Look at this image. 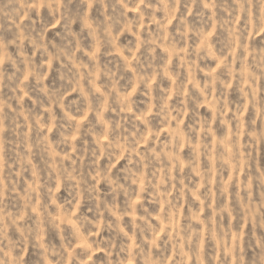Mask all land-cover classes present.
Listing matches in <instances>:
<instances>
[{"label": "clouds", "instance_id": "clouds-1", "mask_svg": "<svg viewBox=\"0 0 264 264\" xmlns=\"http://www.w3.org/2000/svg\"><path fill=\"white\" fill-rule=\"evenodd\" d=\"M0 264H264V0H0Z\"/></svg>", "mask_w": 264, "mask_h": 264}]
</instances>
